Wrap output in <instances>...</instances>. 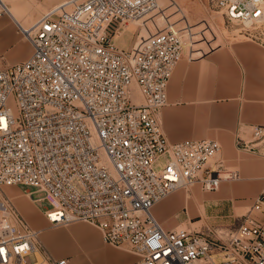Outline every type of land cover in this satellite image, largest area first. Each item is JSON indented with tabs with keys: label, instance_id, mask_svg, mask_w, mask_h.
I'll list each match as a JSON object with an SVG mask.
<instances>
[{
	"label": "built area",
	"instance_id": "built-area-1",
	"mask_svg": "<svg viewBox=\"0 0 264 264\" xmlns=\"http://www.w3.org/2000/svg\"><path fill=\"white\" fill-rule=\"evenodd\" d=\"M213 3L248 38L264 25V0ZM159 9L160 0H63L18 26L32 52L0 66V264L70 263L47 251L41 230L4 193L14 185L48 203L52 227L94 225L105 243L137 256L129 264H264V220L253 216L264 214V186L233 228L168 230L153 212L181 187L216 190L240 178L219 159L217 139L171 143L162 128L174 70L195 57L188 36L164 27L139 32L127 50L114 43L129 22ZM249 136L236 135L244 150L264 142V125ZM162 155L168 160L156 170ZM37 248L43 258L27 262Z\"/></svg>",
	"mask_w": 264,
	"mask_h": 264
},
{
	"label": "crops",
	"instance_id": "crops-1",
	"mask_svg": "<svg viewBox=\"0 0 264 264\" xmlns=\"http://www.w3.org/2000/svg\"><path fill=\"white\" fill-rule=\"evenodd\" d=\"M10 10L13 19L20 22ZM25 47L28 48L27 52L24 51ZM231 49L214 51L202 58L185 56L178 63L168 85V104L159 113L169 142L209 137L217 139L223 150L233 131L236 135L239 132L248 137L252 126L264 125L262 50L257 44L247 41L234 44ZM28 53L26 43L15 36L8 20L2 19L0 55L5 54L7 62L15 64L20 62L16 60H22ZM208 111L209 116L204 114ZM213 191L216 196L207 197L205 205L208 202L215 205L222 201L230 203L244 196L247 198L242 199L248 201L255 194L253 187L242 183L223 184ZM197 193L194 196L200 199L201 195ZM174 194L177 196L170 198ZM190 197L187 193L183 198L179 190L174 191L155 204V216L162 219L169 226L168 229H175L176 222L171 217L178 209L189 213L192 205ZM36 206L38 211L31 210L29 214L40 227L42 240L56 257L69 256L74 264H129L137 259L134 253L122 247L104 245L100 230L89 223L74 222L68 227L48 226L44 211Z\"/></svg>",
	"mask_w": 264,
	"mask_h": 264
},
{
	"label": "rangeland",
	"instance_id": "rangeland-1",
	"mask_svg": "<svg viewBox=\"0 0 264 264\" xmlns=\"http://www.w3.org/2000/svg\"><path fill=\"white\" fill-rule=\"evenodd\" d=\"M5 1L20 20V23L23 24L22 26L28 27L41 15V13L63 0ZM2 19L8 20L10 26L14 30L15 36L23 40L29 47V53L27 56L22 60L15 61L21 62L31 55L32 47L21 32L17 23L8 15L7 12H4L0 16V21ZM164 27H171L181 33H185L188 36L187 38L190 39L188 46L190 45L194 47V56L198 58H202L204 55L213 53L214 51H232L231 47L234 44L246 41L257 44L261 48L264 58V25L261 28L251 32L253 35H255L254 38H248L244 34V31H242L243 33L240 31L239 26L228 23L224 13L217 5L213 3V0H160V9L154 19L150 18L148 21L142 24L135 21L129 22L127 27L123 29L122 33L114 37L113 40L118 47L127 50L128 46L131 44L133 45L139 32H141L142 35H148L149 32L153 33ZM27 49L28 48L25 47L24 51L27 52ZM0 56L2 61L0 66L12 65L7 62L5 54ZM204 114L207 116L210 115L209 111ZM241 136L245 138V135L242 134ZM247 136L250 137L249 135ZM256 143L257 142L254 141L250 144V146ZM254 147L255 148L253 149L255 150H244L240 145L237 144L236 134L235 131H233L229 143L224 145L223 150L219 155V159L224 160L227 169L237 170L240 176V180H226L223 181L220 186L223 184L242 183V185L254 188L255 194L253 198L251 200L244 201L242 198H247L246 196L242 198L237 197L230 203L222 201L215 205L208 202L207 205H205L208 198L216 196V194L213 193V190L203 189L200 183H195L194 186L181 187L178 189L179 192H181L183 198L187 193L190 194V204L192 205L190 206L189 213H184L182 212V209H178L177 213L172 215L171 220L176 222V228L206 231L208 228L213 229L221 226L233 228L242 221L243 215L246 213L249 206L253 203L254 199L264 186V156H262L258 151L264 147V142L259 145H255ZM167 160V155L160 156L155 161L154 168L156 170L160 169L165 165ZM3 190L6 195L11 197L30 224L33 227L41 230L38 224L34 222L35 220L31 218L29 213L31 210L38 211L36 204L39 206V208L45 209L49 207L48 203L46 201H42L35 204V202L25 192V188L22 186H5ZM195 192H198L197 194L200 193V199L194 196ZM177 194L172 195L170 198L176 197ZM253 216L258 220H264L263 213L254 212ZM157 219L161 222L165 229L169 228V226H167V224L164 223L162 219L159 217ZM36 222L39 223L37 220ZM48 226H51L49 221ZM92 226L95 227L94 225ZM95 228L98 229L97 227ZM39 240L41 244L47 249V251L51 253L42 240V232H40ZM103 243L104 245L110 246L104 241ZM122 248L128 251L127 247ZM68 258L70 260L69 256ZM26 261L29 263L34 262L35 256L30 255L26 257ZM72 261H70V264H74ZM90 264L93 263L90 262Z\"/></svg>",
	"mask_w": 264,
	"mask_h": 264
},
{
	"label": "bare ground",
	"instance_id": "bare-ground-1",
	"mask_svg": "<svg viewBox=\"0 0 264 264\" xmlns=\"http://www.w3.org/2000/svg\"><path fill=\"white\" fill-rule=\"evenodd\" d=\"M0 3L2 4V5H4V6H6V10H7V13H8V15L13 19V15H12V12H11V10H10V8H9V6H8V4H7V2L5 1V0H0ZM14 20V19H13ZM15 21V20H14ZM16 22V21H15ZM17 23V25L19 26V27H21L23 24H21L20 22H16ZM226 177H228V176H226ZM194 185V184H193ZM192 185V186H193ZM178 190V189H177ZM34 256H35V258L37 259V260H41L42 258H43V255H42V253H41V251L37 248L36 249V251L34 252Z\"/></svg>",
	"mask_w": 264,
	"mask_h": 264
}]
</instances>
